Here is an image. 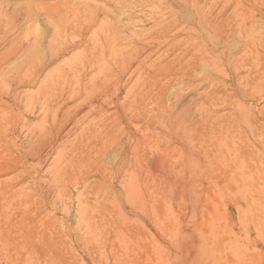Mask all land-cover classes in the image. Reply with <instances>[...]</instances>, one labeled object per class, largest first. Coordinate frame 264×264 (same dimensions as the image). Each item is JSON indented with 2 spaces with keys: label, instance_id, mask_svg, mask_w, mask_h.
Returning <instances> with one entry per match:
<instances>
[{
  "label": "rangeland",
  "instance_id": "374dc122",
  "mask_svg": "<svg viewBox=\"0 0 264 264\" xmlns=\"http://www.w3.org/2000/svg\"><path fill=\"white\" fill-rule=\"evenodd\" d=\"M207 1L63 52L0 0V264H264V0Z\"/></svg>",
  "mask_w": 264,
  "mask_h": 264
},
{
  "label": "bare ground",
  "instance_id": "6f19581e",
  "mask_svg": "<svg viewBox=\"0 0 264 264\" xmlns=\"http://www.w3.org/2000/svg\"><path fill=\"white\" fill-rule=\"evenodd\" d=\"M20 1V0H19ZM179 0H24L23 3L21 4H13L14 8L11 11H9V9L7 10L6 13H4L5 15H7V17L10 18V23H9V27L12 29V27L14 25H16L15 27L19 28V31H17L18 35L16 37L13 38V41H20L23 42V44L26 42L29 45H33L34 48H37V46L35 47V45H40V47H43V44H46L45 42H47L46 38H47V34L49 33V27H51L53 30V34L48 36V38L50 37L51 40L48 39L49 44H51L52 48L53 46H55L54 42L56 43H64L61 40V37L64 38L63 36L66 35L69 36V34H72V36L76 35L75 37H77V40H72L71 42H68L65 45V51H69L70 49L74 48V47H80L81 45H85V46H96V47H103V51L106 49V47H112V50H114V47H118V48H123V47H127L130 46L133 43V40H137V39H129L126 37H124V35H122L124 32H127L129 30L128 27L126 26H122V24H120L118 22L117 18V14L115 13L114 10H111L109 8H107V5H113L115 9L119 10L120 12H131V14H133V12H142L143 15L146 14L147 12L149 13V11H153V10H159L158 6L164 5L162 4L164 3H168L169 5H171L172 9H177V10H186V11H190L193 14H200L203 9L205 8V5H200L198 0H191L192 2H190V4L185 1V2H176ZM183 1V0H182ZM189 1V0H188ZM206 2H209L207 0H205ZM216 1V0H215ZM187 2V3H186ZM213 3V2H212ZM211 3V4H212ZM216 4V3H215ZM12 5V4H11ZM184 5V6H183ZM224 5V4H223ZM1 6V5H0ZM183 6V7H182ZM208 6V5H206ZM212 6V5H211ZM2 7V6H1ZM9 7V6H8ZM164 7V6H163ZM209 7V6H208ZM10 8V7H9ZM2 9V8H0ZM208 9V8H207ZM212 9V8H211ZM210 9V10H211ZM209 10V11H210ZM162 10H160L161 12ZM1 12V11H0ZM159 12V11H158ZM157 12V13H158ZM189 12V13H190ZM186 13V12H185ZM204 13V12H202ZM201 13V15H202ZM206 13V12H205ZM3 14V15H4ZM5 17V21H6V16ZM152 15V14H151ZM44 16L45 17V21L44 24L46 22L45 25L49 26L47 29H44V25L40 22L39 17ZM1 17V18H3ZM203 19V16H201ZM0 18V19H1ZM43 18V17H42ZM44 19V18H43ZM171 19V18H170ZM143 21V20H142ZM201 21V18H200ZM203 21V20H202ZM8 22V19H7ZM6 23V22H5ZM12 25V27H11ZM205 24H203L204 26ZM8 26V25H7ZM172 26V25H171ZM208 26V24H207ZM8 27V28H9ZM7 28V27H6ZM16 28V29H17ZM8 30V29H7ZM149 30V29H148ZM6 31V30H5ZM132 31V30H131ZM9 32V31H8ZM14 32V31H13ZM64 32L66 34H64ZM140 32V30H139ZM5 33V32H4ZM10 33V32H9ZM91 33V34H90ZM22 34V35H21ZM90 34V36H89ZM131 34V33H130ZM141 34V33H140ZM146 34V33H145ZM6 36V35H5ZM145 36V35H144ZM5 38V37H4ZM19 38V40L17 39ZM137 38V37H136ZM76 39V38H73ZM241 39V38H240ZM8 40V39H6ZM46 40V41H45ZM68 40V39H67ZM2 41V40H1ZM139 41V38H138ZM212 41V40H211ZM12 42V40H11ZM19 42V43H20ZM47 42V44H48ZM14 43V42H13ZM18 43V42H17ZM16 43V44H17ZM57 43V44H59ZM139 43V42H138ZM141 43V42H140ZM211 43V42H210ZM1 44V43H0ZM8 44V43H7ZM15 44V43H14ZM15 44V45H16ZM22 43H20V46ZM54 44V45H53ZM65 44V43H64ZM18 45V44H17ZM26 45V44H25ZM43 45V46H42ZM60 45V44H59ZM63 45V44H62ZM17 46V47H20ZM64 46V45H63ZM135 46H138L135 45ZM134 46V47H135ZM207 46V45H206ZM28 47V45H27ZM27 47L25 49H27ZM133 47V48H134ZM12 48V47H11ZM61 48V47H60ZM94 48V47H93ZM14 49V46H13ZM46 49V48H45ZM51 49V48H50ZM54 49V48H53ZM53 49L51 51H53ZM91 49V48H90ZM96 49V48H95ZM100 49V48H98ZM102 49V48H101ZM129 49V48H127ZM137 49V48H136ZM29 50H31L29 48ZM33 50V49H32ZM36 50V49H35ZM109 50V49H107ZM135 50V49H134ZM143 50V49H142ZM27 51V50H25ZM45 51V50H44ZM48 51V50H47ZM57 51V50H56ZM86 51V50H85ZM99 51V50H98ZM120 51V50H119ZM157 51V50H156ZM29 52V51H28ZM58 52V51H57ZM91 52V51H90ZM123 52V51H122ZM127 52V50H126ZM33 54V52H31ZM35 53V52H34ZM56 53V52H55ZM137 53V52H136ZM29 54V53H28ZM30 55V54H29ZM98 55V53H97ZM124 55V54H123ZM28 56V55H27ZM54 56V55H53ZM82 56V55H81ZM103 56V55H102ZM107 56V55H106ZM124 57V56H123ZM129 57V56H128ZM126 58V57H125ZM147 59V58H146ZM112 60V59H111ZM44 61V60H43ZM152 62V61H151ZM83 63V62H82ZM85 63V62H84ZM114 63V62H113ZM207 63V62H206ZM199 64V63H198ZM84 65V64H83ZM149 65V64H148ZM204 65V64H203ZM202 65V66H203ZM152 66V65H151ZM206 66V65H205ZM72 67V66H71ZM80 67V66H78ZM150 67V66H149ZM213 67V66H212ZM156 68V67H155ZM69 69V68H68ZM213 69V68H212ZM211 69V70H212ZM45 70V69H44ZM75 70V69H74ZM73 70V71H74ZM146 70V69H145ZM152 70V69H151ZM77 71V70H76ZM208 71V70H207ZM214 71V70H213ZM66 72V71H65ZM153 73V72H152ZM206 73V70H205ZM209 73V72H208ZM207 73V74H208ZM214 73V72H212ZM40 74V73H39ZM72 74V73H71ZM205 74V76L207 75ZM67 75V74H66ZM143 75V74H142ZM156 75V74H155ZM209 75V74H208ZM214 75V74H213ZM215 76V75H214ZM69 77V76H68ZM148 77V76H147ZM139 78V77H138ZM206 78V77H205ZM216 78V77H215ZM208 79V78H207ZM250 79V78H249ZM209 80V79H208ZM212 80V79H210ZM242 80V79H241ZM207 81V80H206ZM213 81V80H212ZM215 81V79H214ZM236 81V80H235ZM221 83V82H220ZM140 84V83H139ZM143 86V85H142ZM146 88V87H145ZM151 88V87H150ZM186 90V89H185ZM189 90V89H188ZM210 92V91H209ZM179 93V92H178ZM188 93V92H187ZM202 95V94H201ZM208 95V94H207ZM199 96V95H198ZM205 96V95H204ZM128 97V96H127ZM197 97V96H195ZM170 98V97H169ZM174 98V97H173ZM186 98V97H185ZM188 98V97H187ZM201 99V98H200ZM132 101V100H131ZM175 101V100H174ZM163 103V102H162ZM174 103V102H173ZM194 103V102H193ZM202 103V102H201ZM213 103V102H212ZM131 104V103H130ZM182 105V104H181ZM204 105V104H203ZM200 106V105H199ZM202 106V105H201ZM200 106V108H201ZM141 107V106H140ZM145 107V106H144ZM143 107V108H144ZM168 107V106H167ZM142 108V107H141ZM187 108V107H185ZM190 108V107H189ZM166 109V108H165ZM203 109V107H202ZM173 110V109H172ZM178 110V109H177ZM204 110V109H203ZM188 111V110H187ZM205 111V110H204ZM246 112V110H245ZM149 113V112H148ZM206 113V112H205ZM243 113V112H242ZM139 114V113H138ZM180 114V113H179ZM203 114V113H202ZM208 114V113H207ZM178 115V114H177ZM195 115V114H194ZM239 115V114H238ZM242 115V114H241ZM241 115L239 117H241ZM156 116V115H155ZM198 116V115H197ZM204 116V114H203ZM211 116V115H210ZM209 116V117H210ZM243 118H246L245 115ZM138 117V116H137ZM183 117V116H182ZM181 117V118H182ZM205 117V116H204ZM203 117V118H204ZM248 117V115H247ZM115 118V117H114ZM192 118V117H191ZM197 118V117H196ZM211 118V117H210ZM213 118V117H212ZM211 118V119H212ZM253 118V117H252ZM236 119V118H234ZM241 119V118H238ZM209 120V118H208ZM213 120V119H212ZM215 120V119H214ZM243 120V119H241ZM254 120V119H253ZM178 121V120H177ZM191 121V120H190ZM210 121V120H209ZM209 121L207 122V124L209 123ZM245 121V120H244ZM246 121H248V118L246 119ZM167 122V121H166ZM211 122V121H210ZM213 122V121H212ZM234 122V121H233ZM249 122V121H248ZM248 122H245L244 124L247 127ZM175 123V122H174ZM178 123V122H177ZM202 123V122H201ZM235 123V122H234ZM243 123V121H242ZM206 124V126H207ZM214 124V123H213ZM212 124V126H214ZM240 124V123H239ZM165 125V124H164ZM159 126V125H158ZM166 126V125H165ZM241 126V124H240ZM252 126V124H251ZM137 127V126H136ZM208 127V126H207ZM138 128V127H137ZM234 129V128H233ZM248 129V128H247ZM178 130V129H177ZM180 130V129H179ZM211 130V129H210ZM146 131V130H145ZM199 131V130H198ZM249 131V130H248ZM179 132V131H177ZM196 132V131H195ZM176 133V132H175ZM193 133V131H192ZM120 134V133H119ZM158 134V133H157ZM220 135V134H219ZM242 135V134H241ZM192 137V135L190 136ZM206 137V136H205ZM239 137V136H238ZM245 137V136H244ZM196 140V139H195ZM204 140V139H203ZM186 141V140H185ZM215 141V140H214ZM147 142V141H146ZM154 142V141H153ZM198 143V142H196ZM195 143V145H196ZM194 144V143H193ZM210 144V143H209ZM174 145V144H173ZM178 146V145H177ZM187 146V145H186ZM202 146V145H201ZM194 147V146H193ZM211 147V146H210ZM136 148V147H135ZM142 149V148H141ZM203 149V148H202ZM158 150V149H157ZM133 151V150H132ZM156 151V150H155ZM166 151V150H165ZM154 152V151H153ZM158 152V151H157ZM156 152V153H157ZM174 152V151H173ZM195 152V151H194ZM198 152V151H197ZM204 152V151H203ZM162 153V152H160ZM180 153V152H179ZM192 153V152H191ZM164 154V153H163ZM205 154V153H204ZM190 155V153H189ZM238 155V154H237ZM181 156V155H180ZM75 157V156H74ZM144 157V156H143ZM161 157V155H160ZM188 158V157H187ZM151 159V158H150ZM192 159V158H191ZM190 160V159H189ZM193 160V159H192ZM195 160V159H194ZM138 161V160H137ZM142 161V160H141ZM156 161V160H155ZM182 161V160H181ZM189 162V161H188ZM199 162V161H198ZM75 163V162H74ZM197 163V162H196ZM190 164V163H189ZM183 165V164H182ZM186 165V164H185ZM192 166L194 164H191ZM203 165V164H202ZM60 166V165H59ZM191 166V167H192ZM206 166V165H205ZM186 167V166H185ZM206 168V167H205ZM182 169V168H181ZM190 169V168H189ZM155 170V169H154ZM194 170V169H192ZM126 171V170H125ZM142 171V170H141ZM180 171V170H179ZM127 172V171H126ZM173 172V171H171ZM188 172V171H187ZM200 174V173H199ZM131 175V174H130ZM128 179V178H127ZM134 179V178H133ZM137 180L133 181L129 179V182L131 184L130 186V193L134 191L133 188H136L137 186H135ZM129 182L127 183V185L129 184ZM132 182V183H131ZM135 182V183H134ZM126 183V182H124ZM129 184V185H130ZM126 185V184H125ZM124 186V185H123ZM129 188V186L127 187ZM125 187V190L127 189ZM132 188V189H131ZM135 190V189H134ZM187 190V189H186ZM129 191V189H128ZM136 191H138V189H136ZM135 191V192H136ZM140 191V189H139ZM143 191V190H142ZM127 192V191H126ZM189 192V191H188ZM142 193V192H141ZM136 196H138L139 192H136ZM142 195V194H141ZM135 196V198H136ZM140 196V195H139ZM138 196V197H139ZM129 197V196H128ZM133 198V197H130ZM129 198V199H130ZM140 198V197H139ZM138 198V199H139ZM172 198V197H170ZM159 202V201H158ZM136 210V209H135ZM158 211V210H157ZM140 212V211H139ZM83 215V214H82ZM161 217V216H160ZM81 218V217H80ZM170 218V216H169ZM160 220V219H159ZM166 220V219H165ZM155 224V223H154ZM131 225V224H130ZM143 226V225H142ZM170 227V226H169ZM160 231V230H159ZM124 238V237H123ZM230 241V240H229ZM156 242V241H154ZM123 243V242H122ZM157 244V243H156ZM185 246V245H184ZM182 248V247H181ZM200 250V249H199ZM196 255V254H195Z\"/></svg>",
  "mask_w": 264,
  "mask_h": 264
}]
</instances>
